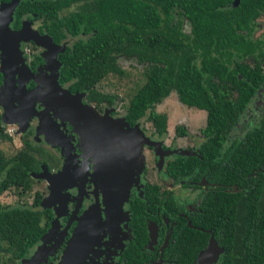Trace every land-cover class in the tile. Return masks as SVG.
I'll return each mask as SVG.
<instances>
[{"label":"trees","instance_id":"obj_1","mask_svg":"<svg viewBox=\"0 0 264 264\" xmlns=\"http://www.w3.org/2000/svg\"><path fill=\"white\" fill-rule=\"evenodd\" d=\"M76 1L78 9L58 15V9ZM226 1L39 0L31 2L30 10L44 18L54 40L79 29L90 34L74 41L61 56V79L70 89H85L88 99L108 96L94 84L107 72H120L114 56L120 53L146 63L144 80L127 102V120L145 114L153 132L163 134L166 115L151 107L170 90L180 102L205 111L197 153L175 156L167 173L177 178L194 171L195 178L203 175L223 187L204 194L197 212L188 217L193 226L209 228L218 237L222 254L217 264H264V112L239 137L227 140L222 134L232 112L243 111L264 81V38L252 36L254 19L264 14V0H238L225 8ZM183 18L187 32L181 28ZM174 130L185 133L179 125ZM8 139L0 123V141ZM36 163L22 149L0 155V192L11 185L25 186ZM146 196L147 206L138 200L131 208L135 223L143 208H153L155 188ZM38 200L36 193L30 207L0 205V253L19 261L39 239L46 214ZM174 220L173 242L165 256L169 264H190L208 234L187 227L177 214ZM140 229L136 226L141 241Z\"/></svg>","mask_w":264,"mask_h":264},{"label":"flooded vegetation","instance_id":"obj_2","mask_svg":"<svg viewBox=\"0 0 264 264\" xmlns=\"http://www.w3.org/2000/svg\"><path fill=\"white\" fill-rule=\"evenodd\" d=\"M11 1L0 0V123L3 132L15 134L17 143H14V152L18 149L28 151L37 160V166L28 171L29 179L25 186L11 185L8 188L25 192L33 182L38 184L37 189L32 191L29 203L31 206L32 198L37 193V206L46 214L43 219L45 230L22 259L28 263L38 257L36 264H62L69 240L79 230L80 239L78 238L73 250L68 252L66 264H169L170 259L165 256L164 251L173 242L171 227L175 223L174 214L184 218L187 227H192L188 217L197 212L203 195L213 192L218 186L223 189L220 183L208 181L203 175L195 178L194 171L177 178L167 173V165L175 156L185 157L197 153L198 145L203 139L200 131L201 139L191 152H173L169 144L162 143L166 126L164 133L158 135L153 132V127L149 130L143 126V120H148L145 114L133 121L127 120L126 106L117 110L114 107V95L98 90L96 83L94 87L108 96L88 99L85 89H70L69 83L61 79V56L74 41H84L90 34L79 29L76 33L78 36L65 34L54 40L45 29L44 18L30 10L31 2L39 0H16L13 6ZM237 2L238 0H228L223 6H234ZM78 5L79 3L73 9H78ZM62 8L57 10L59 16L62 15L59 14ZM259 15L264 17L260 13L256 18ZM60 28L62 27L59 26V30ZM20 30L23 32H19ZM33 31L50 37L56 46L52 55L30 38ZM120 55L123 54L114 53V56ZM6 74L9 75V84L3 87ZM48 83L52 87L65 88L72 94H78L83 110L91 111H73V107L70 110H64L63 107L60 109L58 104L44 99L40 89L48 86ZM1 115L5 120L11 121L9 127H5ZM176 125H173L172 132L179 137L186 136L187 131L180 125L185 133L175 132ZM137 129L159 142L157 150L149 145L143 147L147 152L150 151L156 167L160 165L163 168L167 181L187 187L184 197L178 198L170 189L143 179L146 173L144 164L139 171L133 169L135 171L128 173L124 169V176L119 173L112 176L116 181L129 180L125 198L120 195V189L108 192L103 181L111 178L108 169L113 162L111 154L115 156V160L116 157L121 160L122 156L126 158V153L112 152L110 148L115 150L116 143L124 140L122 134H127L129 141H134L130 135H137ZM86 131L89 135H86ZM125 148L130 150L133 147L126 146L122 149ZM160 155L169 157L160 162L157 161ZM132 157L128 160H132ZM144 158L142 154L143 161ZM104 165L107 166V171L104 169L105 176H102L101 168ZM118 184L123 186L122 182ZM151 187L156 190L157 200L152 202V209L143 208L146 211L139 222L135 223L131 208L133 204H138V200H142L144 206H147L146 194ZM234 189L235 186L232 185V190ZM167 200L176 208L172 205L173 207L166 209L170 205ZM139 225L140 230H144L141 241L136 236V226ZM193 227L207 234V230H210ZM213 238L220 248L215 261L217 264L222 248L218 237L213 235ZM19 262L20 260L17 263Z\"/></svg>","mask_w":264,"mask_h":264},{"label":"rangeland","instance_id":"obj_3","mask_svg":"<svg viewBox=\"0 0 264 264\" xmlns=\"http://www.w3.org/2000/svg\"><path fill=\"white\" fill-rule=\"evenodd\" d=\"M78 3L80 2L70 3L67 7L59 10V14H65L67 11L75 8ZM181 28L183 31H188V23L184 19L182 20ZM252 35L253 37H264V17L262 15H259L258 18L255 19V27ZM115 60L120 72L106 73L96 82L95 87L103 92L113 94L115 101L114 107H116L117 110H122L126 106L135 88L143 82V71L146 63L137 61L133 56L125 55L115 56ZM246 61L250 62L251 60L250 58H246ZM262 72L264 73V65H262ZM151 108L156 112H162L166 115V132L162 143L169 144L173 148V152L183 154L191 152L201 139L199 129L204 124L205 111L193 106H187L180 102L173 90H170L166 96L161 98L157 103H154ZM262 112H264V81L243 111L234 110L232 112L222 134L227 140L239 137L242 129L255 124ZM3 122H5V127H9L10 124H12L9 120ZM176 124H179L187 131L186 136L179 137L172 132L173 125ZM143 126L149 130L152 129L148 120H143ZM14 136L15 134L13 133L9 135L8 140L0 141V155L8 156L14 152V143H17V139ZM155 142L156 144L141 143L140 152H142L141 154L145 157L144 161H142V165L144 164L146 172L143 175V179L158 183L159 186L170 189L178 198L184 197L187 193V187L178 185V183L171 184L167 181L162 170L163 168H160V165L158 168L156 167L157 164L151 159L150 151L147 152L145 147H143L145 145H149L152 148L156 146L155 149L157 150L160 145L158 141ZM169 155H160L157 161L164 162L165 157H169ZM137 175L138 174H136V177L138 178ZM38 186V184L33 182L25 192H19L17 188L12 187L5 189L0 192V205L21 204L30 207L29 202L32 197V191L37 189ZM17 262L18 261L9 258L8 252L0 253V264H18Z\"/></svg>","mask_w":264,"mask_h":264},{"label":"water","instance_id":"obj_4","mask_svg":"<svg viewBox=\"0 0 264 264\" xmlns=\"http://www.w3.org/2000/svg\"><path fill=\"white\" fill-rule=\"evenodd\" d=\"M16 3V0H12L11 1V5L13 6ZM7 27V26H6ZM19 32H23V30H20ZM37 34V35H36ZM31 39H33L37 44L45 47L46 51L48 54H51L54 52V48H56V46L52 43V41L50 40V37L48 35H38L37 32L33 31L31 32V35H29ZM52 55V54H51ZM50 55V56H51ZM7 78H9V75H5V78L3 80V87L8 86L9 81L7 80ZM53 86V85H52ZM50 86V84L48 83V86H46L43 89H40V91H42V95L44 97V99L48 100L50 102H53L54 104H58V107L61 109V107L64 108V110H70L72 107L74 108L73 111H75L76 109H80L83 110L84 106H81L82 103L78 98V94L74 93H70L69 91H67V89L65 88H56V87H52ZM38 92V91H36ZM86 112L91 111L90 109L87 110H83ZM1 120L2 121H6L3 117V115H1ZM139 132L136 134H132L130 135L131 137L134 138V141H129V139L127 138V134H122V138H124L123 141L121 142H117L116 143V149L114 150L113 147H111V151H117L119 153H126V158L122 156V160L118 157H116V160L113 159L115 156L113 154H111V158L113 160L112 164L109 166V171L111 173V178L108 179L107 181H103V184L107 186V188L109 189L108 192H114L115 189H120V195L123 196L125 198L127 191H128V186H129V180L125 179V180H118L116 181L112 176L116 173H119L121 175L124 176L123 170L127 171L128 173L132 172L133 169L138 170L141 165H142V154L140 152V148H141V143H146V144H153L156 142L151 139L150 137H148L147 135H145L144 133H142L141 130L137 129ZM86 135L88 134V131H86ZM136 138V139H135ZM133 147L130 150L125 148L122 149L124 147ZM156 147V146H154ZM122 149V150H120ZM115 154V153H114ZM117 156V155H116ZM133 156V157H132ZM132 157V160H128ZM107 171V166L104 165L101 168L102 171V176H105V174L103 172H105V170ZM135 171V170H133ZM41 175V174H40ZM118 182H122L123 186L120 187V184H118ZM117 186H119L120 188H117ZM81 230V228H80ZM79 230L75 231L74 235L71 237V239L69 240L68 243V247L67 250L64 254L65 259L63 261L62 264H66L68 261V252L73 250V246L76 244V242L78 241V238L80 239L79 235ZM208 232V237L206 240L205 245L196 253L194 259L191 261L190 264H215L217 255L220 251V248L217 246L215 239L213 238V235L211 233L210 230H207ZM81 233V232H80ZM79 235V237H78ZM37 257V256H36ZM38 257L31 261H27L28 263H26L24 261V259L20 260L19 264H36L38 261ZM65 262V263H64Z\"/></svg>","mask_w":264,"mask_h":264}]
</instances>
